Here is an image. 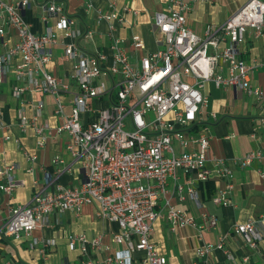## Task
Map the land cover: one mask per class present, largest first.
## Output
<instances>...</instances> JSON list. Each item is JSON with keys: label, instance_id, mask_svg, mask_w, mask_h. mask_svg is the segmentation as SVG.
<instances>
[{"label": "built area", "instance_id": "built-area-1", "mask_svg": "<svg viewBox=\"0 0 264 264\" xmlns=\"http://www.w3.org/2000/svg\"><path fill=\"white\" fill-rule=\"evenodd\" d=\"M93 1L85 0L83 9L94 17L95 26L107 25L110 64L107 55L88 53L75 44L78 38L90 40L94 32L76 28V18L67 13V0H0V43L5 49L0 54V85L7 73H12L15 83L11 97L32 111L27 117L22 108L17 110L18 128L22 133L33 130L36 150L43 149L48 140L67 134L66 150L82 170L79 185L58 184V176L69 167L62 169L64 161L55 156L50 164L53 172L43 170L42 181L32 182L34 193L29 203L14 205L8 201L7 217L0 220V239L18 240L21 234L29 236L48 226L52 214L79 215L84 207L93 206L96 219L117 224L111 241L124 249L106 255L100 262L86 257L89 252L108 250L101 236H70L68 246L74 250L78 245L81 257H85L82 264H166L151 241L152 225L163 213L175 237L181 229L195 230L196 261L190 264H198L197 260L210 264L212 253L223 251L229 236L241 237L249 249L258 251L263 215L233 225L212 245L204 241L203 234L216 227L217 217L201 213L200 222H196L171 204L166 195L172 185V196L179 203L190 200L199 209L197 186L217 182L211 203L220 208L235 207L231 200L232 171L223 159L208 154L211 136L208 124L199 118L207 104L201 91L206 82H212L216 88L246 92L262 102L264 109V90L251 82L264 61L252 59L246 63L239 51L250 35L254 40L264 35V0H248L221 26L207 25L202 36L187 27L185 14L190 11L188 3L203 0H165L166 8L152 17V33L160 49L148 51L138 36L131 35L129 46L142 53L136 60L126 53L124 41L112 34L116 24H126L127 14L136 17L138 11L131 4L118 9L116 0H105L102 8ZM33 5L41 12L45 29L41 35L34 34L24 18ZM7 28L16 32L13 45L4 40ZM58 43L63 58L73 63L70 78L76 90L47 70L52 61L51 47ZM32 93L52 100L53 115L60 121L55 128L42 121L45 104L25 98ZM66 96L71 99L68 107L62 101ZM104 96L109 97L107 107L88 105L91 99ZM88 113L92 117L84 120L81 116ZM6 129L0 109V131ZM3 140L9 142L12 137L5 133ZM13 141L19 144L18 139ZM24 157L30 163L37 159L36 154L25 151ZM254 161H264V150L248 152L239 164L248 167ZM13 169V165L0 166V193L8 197L17 187ZM260 176L264 178V172ZM161 199L163 204L159 203ZM54 245L53 240L46 241L43 247ZM138 253L142 257L136 260ZM247 261L244 257L243 263ZM0 264L14 263L0 260Z\"/></svg>", "mask_w": 264, "mask_h": 264}, {"label": "crops", "instance_id": "crops-1", "mask_svg": "<svg viewBox=\"0 0 264 264\" xmlns=\"http://www.w3.org/2000/svg\"><path fill=\"white\" fill-rule=\"evenodd\" d=\"M41 3L44 0H34ZM118 9L125 4H131L138 11L134 17L131 14L125 16L126 24L115 25L112 34L114 38L124 41L123 48L126 53L136 60L142 53L135 52L129 46L131 35L138 36L146 46L148 51L160 49L151 34L154 30L152 17L155 13L163 11L166 8L165 0H116ZM158 1V2H157ZM248 0H203L189 4L190 11L186 12V25L198 36H202L207 25L221 26L226 19ZM85 0H67V13L76 18V28L80 31L91 30L93 37L89 40L84 37L76 39L74 42L80 49L88 53H102L109 57L108 64L111 63V37L108 35V28L105 23L95 26L94 17L84 12L83 5ZM157 2V3H156ZM94 5L102 8L105 0H94ZM41 12L33 5L24 13L26 22L30 25L31 31L36 35L44 32V24L41 22ZM50 22L47 25L50 26ZM132 23L134 25H132ZM152 36H151V35ZM149 37V40L147 38ZM62 38L59 37V41ZM4 40L9 45L17 41L16 32L12 28L6 29ZM66 40L65 42H70ZM5 49L0 43V54ZM240 57L246 63L252 59L264 61V35L254 40L251 35L249 40L239 47ZM52 61L48 64L47 70L63 79L65 83L74 84L70 76L73 72V63L63 58L62 46L60 43L51 47ZM254 87L264 90V67L260 68L251 77ZM15 80L12 73H7L3 83L0 85V109L3 112V121L7 129L0 131V166L13 165L12 174L16 180L17 187L11 196H5L0 193V220L7 217V203L25 205L32 199L34 180L42 181L43 170L53 172L51 161L55 156H59L64 165L62 169L68 168V171L62 172L58 176L57 183L63 186L79 185L82 180V170L78 162L66 150V142L69 137L62 134L58 140H48L43 149L36 150L33 130L28 128L25 133L20 132L16 113L22 108L27 117H31L32 111L29 106L21 107L19 101L11 97V87ZM72 89L76 90L72 85ZM202 94L207 100L206 106L202 109L199 116L202 123L208 124L211 140L208 150L209 157H218L225 161L226 166L232 171V182L234 189L231 200L234 208H220L211 205L207 197V190L202 185L197 186L201 208H197L190 200L179 203L172 196V185L168 187L166 198L175 206L186 211V214L192 217L196 222H200V214L215 215L218 219L216 227L203 234L206 243L216 245L223 235L227 234L235 224H241L256 217L264 216V178L260 176L264 172V161H254L248 167H241L240 160L250 151L264 150V109L263 103L257 101L243 91H235L232 88H216L212 82H206L202 89ZM32 102L41 101L45 104L42 115V121L50 127L55 128L59 123L53 115L54 105L49 97L40 93H32L25 97ZM70 100L67 96L62 101L68 107ZM109 104V97H102L99 100L91 99L88 102L92 108H105ZM68 111V110H67ZM211 114L215 115L212 118ZM84 120L91 118L90 113L81 116ZM262 117V118H261ZM8 133L12 140L6 142L3 135ZM13 139H18L19 144H15ZM24 151L30 155L36 154L35 163L26 161ZM32 169L31 172H28ZM67 170V169H65ZM183 181V180H182ZM213 190L219 184L211 182ZM170 184V183H169ZM221 186V184H220ZM160 204L164 203L161 199ZM211 205V206H209ZM94 207L86 206L79 215L67 212L62 215L52 214L48 226L37 229L29 236L20 235L19 244L8 247L7 241L10 239H0V260L12 261L14 264H33L35 262L43 264H82L85 257H81L78 245L74 250L68 246V239L73 235L84 234L92 239L101 236L103 244L108 248L102 252H89L86 258L102 262L106 255L123 250V246L117 245L111 241L113 234L118 230L115 223L106 220L96 219L94 217ZM151 241L155 244L156 251L160 256L166 258V264H190L196 261L194 257V248L197 245L195 240V230L191 228L181 229L175 237L170 229L164 213L162 218L155 221L152 225ZM262 241L258 251L249 249L241 237L229 236L224 242L223 251H214L209 259L210 264H264V227L262 228ZM18 239V240H19ZM54 241L55 245L49 248L43 247L46 241ZM34 241L36 243H34ZM44 248V257L41 256V250ZM231 256V260L227 255ZM142 254H135L136 260H139ZM248 257V261L243 263V258ZM42 258V259H41ZM198 264H201L198 261ZM133 264H141L134 261Z\"/></svg>", "mask_w": 264, "mask_h": 264}, {"label": "trees", "instance_id": "trees-1", "mask_svg": "<svg viewBox=\"0 0 264 264\" xmlns=\"http://www.w3.org/2000/svg\"><path fill=\"white\" fill-rule=\"evenodd\" d=\"M203 186L207 190V197L210 199L213 196V194H214L212 183L208 182V183H205ZM200 188H202V185H200Z\"/></svg>", "mask_w": 264, "mask_h": 264}, {"label": "rangeland", "instance_id": "rangeland-1", "mask_svg": "<svg viewBox=\"0 0 264 264\" xmlns=\"http://www.w3.org/2000/svg\"><path fill=\"white\" fill-rule=\"evenodd\" d=\"M157 2H158V1H157ZM157 2H156V3H157ZM151 34H152L153 36L155 35V33H151ZM151 34H150V35H151ZM152 35H151V36H152ZM147 40H149V37L147 38ZM261 118H262V117H261ZM210 203H211V201H210ZM211 205H213V204L211 203ZM211 205H209V206H211ZM36 232H37V231H35L34 234H36ZM22 237H23V236H22ZM22 237H21V238H22ZM21 238H20V239H21ZM20 239H19V240L10 239V240L7 241L6 243H7L8 247L11 248V246L14 247V246L18 245ZM9 244H10L11 246H9Z\"/></svg>", "mask_w": 264, "mask_h": 264}]
</instances>
